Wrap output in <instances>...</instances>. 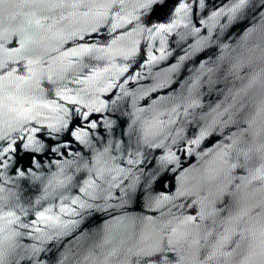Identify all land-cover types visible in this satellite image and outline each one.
Returning <instances> with one entry per match:
<instances>
[{
  "label": "water",
  "instance_id": "water-1",
  "mask_svg": "<svg viewBox=\"0 0 264 264\" xmlns=\"http://www.w3.org/2000/svg\"><path fill=\"white\" fill-rule=\"evenodd\" d=\"M0 264H264V0H0Z\"/></svg>",
  "mask_w": 264,
  "mask_h": 264
}]
</instances>
